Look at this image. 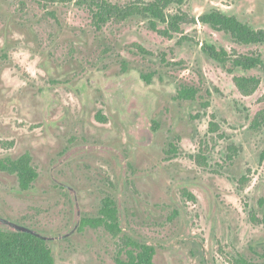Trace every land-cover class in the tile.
Instances as JSON below:
<instances>
[{"label":"rangeland","instance_id":"obj_1","mask_svg":"<svg viewBox=\"0 0 264 264\" xmlns=\"http://www.w3.org/2000/svg\"><path fill=\"white\" fill-rule=\"evenodd\" d=\"M77 1L0 0V159L30 154L39 173L22 190L0 169V228L41 236L56 264H116L123 235L154 245L156 264H264V223L251 220L264 215V116L254 123L264 70L202 48L264 60V44H238L198 19L219 9L264 29V0L172 4L168 13L186 17L172 37L141 15L98 28ZM236 75L262 82L248 95ZM182 85L198 88L196 99H176ZM107 196L118 237L81 227Z\"/></svg>","mask_w":264,"mask_h":264},{"label":"trees","instance_id":"obj_2","mask_svg":"<svg viewBox=\"0 0 264 264\" xmlns=\"http://www.w3.org/2000/svg\"><path fill=\"white\" fill-rule=\"evenodd\" d=\"M44 1V0H38ZM46 1V0H45ZM185 0H152L147 3L131 2L127 4L113 3L107 0H78V5L88 6L93 12L94 24L101 28L111 20H126L134 15H141L150 18L151 28L159 30L158 23L167 25L161 33L172 37L173 31L181 29V22L186 20L183 13L170 14L167 9L172 4L181 5ZM199 21L209 24L217 31L229 34L238 44H264V29H256L241 21L235 15L225 14L219 9H212L199 16ZM203 50L213 59L227 64L233 68L251 70L261 68L264 70V60L260 53L236 54L224 47L215 44L204 43ZM143 79L150 83L151 74L143 75ZM235 82L238 88L245 94L254 93L260 86L262 80L256 75H236ZM199 93V89L191 85H182L175 98L179 100H194ZM264 101V94L261 98ZM208 101L205 105H208ZM264 116V111L260 112L255 125L259 124V119ZM99 118H102L99 115ZM212 130L218 128L214 121L210 122ZM199 163H207V157L201 152L195 157ZM0 169L11 174H16L22 190H28L39 177V173L32 165L30 154L12 159H0ZM188 195L195 199L192 193ZM253 222L264 223V215L257 216L251 213ZM99 228L104 227L114 237L123 233L120 223L119 209L116 200L107 196L103 199V205L99 215L96 217H84L81 220V227ZM122 248L116 256V264H156L154 261L157 249L154 245L144 243L131 236H122ZM125 255V257H123ZM236 264H257L246 258L235 259ZM0 264H56L51 247L41 236L30 231L5 230L0 228Z\"/></svg>","mask_w":264,"mask_h":264}]
</instances>
